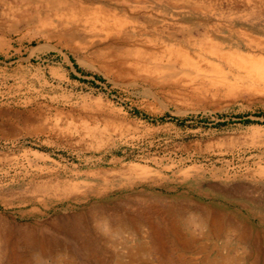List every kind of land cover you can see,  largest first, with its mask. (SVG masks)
<instances>
[{
	"label": "rangeland",
	"instance_id": "obj_1",
	"mask_svg": "<svg viewBox=\"0 0 264 264\" xmlns=\"http://www.w3.org/2000/svg\"><path fill=\"white\" fill-rule=\"evenodd\" d=\"M56 1L0 0V264H264V0Z\"/></svg>",
	"mask_w": 264,
	"mask_h": 264
},
{
	"label": "bare ground",
	"instance_id": "obj_2",
	"mask_svg": "<svg viewBox=\"0 0 264 264\" xmlns=\"http://www.w3.org/2000/svg\"><path fill=\"white\" fill-rule=\"evenodd\" d=\"M58 2H59V0H57ZM56 1V2H57ZM75 17V16H74ZM78 17V16H77ZM95 18V17H94ZM90 20V19H89ZM102 21V20H101ZM99 23V22H98ZM121 32V31H120ZM251 45V44H250ZM255 46V45H254ZM258 49V48H257ZM186 52H188L189 53V51H186ZM135 53V52H134ZM161 54H163V53H161ZM172 54H173V52H172ZM176 54V53H175ZM216 54V53H215ZM243 54V53H242ZM164 55V54H163ZM142 56V55H141ZM141 56H139V57H141ZM153 57V56H152ZM173 57H175V56H173ZM184 58V59H186V61L187 62H192L193 64H197V62H195V61H193L192 60V58L188 55V54H186V53H181V58ZM158 58V57H157ZM229 59V58H228ZM152 60H153V58H152ZM158 60H159V58H158ZM198 60V59H197ZM231 60V59H230ZM235 65L236 64H238L239 66H242L243 68H245L246 70H250V73L255 77V79H257V78H259V79H261V80H263L264 79V59H260V58H254V57H247V56H244V55H238V57H236L235 59ZM134 61V60H133ZM140 61V60H139ZM141 61H142V59H141ZM154 61H157V60H154ZM154 61H152V62H154ZM160 61V60H159ZM159 61H157V63L156 64H154V63H152V64H154V65H160V64H162V61L160 62V63H158ZM177 61V60H176ZM199 61V60H198ZM136 62V61H135ZM163 62H167V61H163ZM179 62V61H178ZM182 62V61H181ZM131 63H134V62H131ZM144 63V62H143ZM148 63H150V62H148ZM181 64V63H180ZM140 65V64H139ZM200 64H198V66H199ZM232 65V64H231ZM143 67V66H142ZM237 67V66H236ZM163 68V67H162ZM172 68V67H171ZM197 69H198V67H196ZM241 68V67H240ZM239 68V69H240ZM158 69V68H157ZM161 69V68H160ZM159 69V70H160ZM174 69V68H173ZM152 70V69H151ZM156 70V69H155ZM162 70V69H161ZM171 70V69H170ZM242 70V69H241ZM157 71V70H156ZM243 74V73H242ZM244 75H245V73H244ZM254 77H253V79H254ZM257 77V78H256ZM248 79V78H247ZM259 81V80H258ZM257 81V82H258ZM264 83V82H263ZM253 84V83H252ZM253 86V85H252ZM214 210V209H213ZM185 219V218H184ZM217 222V221H216ZM176 229V228H175ZM174 229V230H175ZM214 232H213V234H215V235H220V231L219 230H217V229H215V227H213V229H212ZM178 231V230H177ZM169 238V237H168ZM2 240V239H1ZM80 240H82V239H80ZM168 240V239H167ZM180 240V242L178 243V244H180V245H182L181 247H184L186 244H188V241H186V240H182V239H179ZM227 240V239H226ZM43 241V240H42ZM7 242V241H6ZM158 242V241H157ZM93 243V242H92ZM143 244V243H142ZM10 245H11V243H10ZM198 246V245H197ZM148 247V246H147ZM146 247V249H148ZM193 247V246H192ZM142 248H143V246H142ZM141 248V249H142ZM145 249V248H144ZM145 249V250H146ZM144 250V251H145ZM198 250V249H197ZM137 251H142V250H137ZM200 251H201V249H200ZM135 252V251H134ZM143 252V251H142ZM219 252V251H218ZM10 253V252H9ZM139 253V252H138ZM220 253V252H219ZM148 254V253H147ZM220 255H222V254H220ZM228 255V254H227ZM226 255V256H227ZM1 256V255H0ZM134 256V255H133ZM225 256V255H224ZM131 257V256H130ZM133 258V257H132ZM132 258H130V259H132ZM135 258H137V257H135ZM214 258H216V257H214ZM225 258V257H224ZM222 259V261H223V264H233V262H232V260L233 259ZM234 258V257H233ZM192 259V258H191ZM213 259V258H212ZM9 260V259H8ZM138 260V259H137ZM143 260V259H142ZM116 261V260H115ZM132 261V260H131ZM133 261H135V260H133ZM132 261V262H133ZM204 261H205V259H204ZM235 261V260H234ZM73 262V261H72ZM141 262V261H140ZM143 262V261H142ZM188 261L187 260H185L183 263L185 264V263H187ZM144 263V262H143ZM221 263V262H220ZM125 264V263H124ZM204 264V263H203ZM215 264V263H214ZM236 264V263H235Z\"/></svg>",
	"mask_w": 264,
	"mask_h": 264
}]
</instances>
